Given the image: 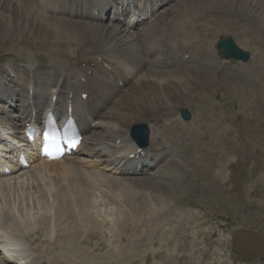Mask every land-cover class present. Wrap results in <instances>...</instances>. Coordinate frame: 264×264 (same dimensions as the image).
<instances>
[{"label":"rangeland","instance_id":"rangeland-1","mask_svg":"<svg viewBox=\"0 0 264 264\" xmlns=\"http://www.w3.org/2000/svg\"><path fill=\"white\" fill-rule=\"evenodd\" d=\"M187 1L174 0L167 5L162 13L171 8L177 14L160 16V23L154 29L162 35L172 34L175 40L181 34L203 38L192 45L188 53L179 54L202 85L198 93L192 92L178 105L179 123L173 121L174 115L165 111L143 114L128 102L117 109L115 98L95 119L104 127H97L95 134L85 135V139L113 140L117 136L114 126L120 117L123 125L127 121L131 124L144 122L155 125L159 131L160 125L166 127L173 123L171 135L162 128L163 143L157 137L151 143L160 146L162 152L167 148V153L172 154L171 162L169 157H163L144 174L116 175L120 177L119 183L111 180V173L103 168L107 163L103 161L97 163L98 166L83 163L71 170L61 165L52 167L49 174L45 169L39 177L31 176L25 184L11 189L6 187L3 192L5 203L0 200V206L15 208L17 212L13 217L18 220L38 221L41 215L55 209L48 205L41 192L57 191L63 186L74 190L83 188L82 181L77 178L80 168L90 179L100 183L91 188L93 210L98 214L105 213L107 220L120 222L115 229H110L109 222L87 228L70 225L67 230L71 235L62 241L70 243L69 247H55L53 240L42 236L43 230L34 229L37 232L26 239L32 246H37V252L55 256L57 253L85 254L87 260L93 258L90 264H107L101 260L109 264H264V29L255 22L249 21L251 25L248 21L232 20L220 9L196 10L195 2ZM195 13L198 15H193ZM185 20L187 29L181 24ZM168 22L170 26L166 27ZM143 27L133 30L143 32ZM227 36L249 51L247 63L221 59L215 47H210L212 41L215 45L217 40ZM141 42L144 46L148 44L145 38H141ZM207 42V47L199 49L200 43L206 45ZM24 43L25 47L22 43L14 51H8L6 41L0 39V69L7 65L25 72L29 61L33 67L41 69L49 68L55 59L60 58L59 68L66 62L65 57L58 56L57 49L48 45L28 48V44L34 43L32 39ZM213 60L219 63L220 80L217 83L212 82L215 68L205 71L207 62ZM1 79L7 83L9 75L5 72ZM119 87L123 89L121 85ZM0 104V111L3 109L9 114L20 111L18 108L12 112L7 103ZM182 107L191 114L187 121L179 115L178 110ZM77 156L93 160L91 164H95L97 158L82 153ZM137 192L161 193L163 201L148 202L149 199L138 196L136 204L133 195ZM149 204L160 213L154 216L135 214L130 220L116 214L119 209L148 212ZM65 224L63 222L62 227Z\"/></svg>","mask_w":264,"mask_h":264},{"label":"bare ground","instance_id":"bare-ground-1","mask_svg":"<svg viewBox=\"0 0 264 264\" xmlns=\"http://www.w3.org/2000/svg\"><path fill=\"white\" fill-rule=\"evenodd\" d=\"M172 1L174 0H121L119 5H113L110 0H0V39L6 41L8 51H14L19 45L22 46V43L25 47L24 42L32 39L34 43L28 44V48L48 45L51 49L59 51V57L66 58L62 68L57 66L61 62L58 57L59 59L49 64V69L32 68L28 63V72L7 65L0 71V103H7L12 112L20 108L16 114H9L3 109L0 111V141L2 150L6 152L0 154L5 156L1 159L3 166L0 168V200L3 203H5L3 192L6 187L11 189L13 186L25 184L31 180V176L39 177L45 169L49 174L52 167L55 169L64 165L71 170L81 167L83 163L98 166L97 163L103 161L107 163L103 168L111 173L109 175L111 180L119 183L120 177L116 175L144 174L156 165L158 159L163 157L171 159L172 154L167 153V150L165 153L157 150L158 145L151 143L156 137L163 143L162 136L165 134L162 128L170 133L173 130V123L166 127L160 125V131L154 128L155 125L149 126L150 146L137 151V147L128 137V131L134 123L127 121L128 123L123 125V118H118V124L114 126L117 136L113 140H99L88 136L86 137L88 139H83L78 153L87 157H97L95 164H91L94 163L93 160L78 156H66L58 161L47 162L38 156V151L33 145L27 147L19 143L20 147L17 148L10 144L7 136L11 130L14 137L21 138L20 127L31 121H38L46 108H53L55 112L64 114L68 107L73 111L83 135L95 134L97 127H104L102 123L95 121L97 115L107 103L115 101V98L117 109L121 108L124 102H128L129 106L143 114H159L165 111L166 114L174 115L173 121L179 123L178 105L189 98L192 92L198 93L202 87L199 79L195 78V73L186 67L187 63L179 56L188 53L191 46L203 38L201 35L185 37L181 34L180 38L175 40L172 34L162 35L155 32L154 29L160 23V16L175 14L176 10L171 8L162 13ZM193 1L196 10L220 9L232 20L255 22L264 29V0ZM108 8L113 11L112 16L107 15ZM190 19L193 20L192 15ZM169 24L170 22L166 27H169ZM181 24L185 28L186 20ZM141 25L144 26V31L136 33L133 29ZM164 36L169 39H164ZM141 38L148 40L146 46L142 45ZM198 46L199 49L207 47L208 42L206 45L200 43ZM211 46L214 49L213 41L210 43ZM238 46L243 48L240 44ZM212 68L216 70L213 71L216 73L212 82L217 83L220 80L219 63L214 60L207 62L205 71H212ZM2 71L9 75L7 83L1 79ZM119 82H122L123 89L119 87ZM83 94H86L85 98H82ZM19 150L29 155V167L24 168L18 164L16 152ZM102 156L106 157L102 159ZM5 168H9L10 173H6ZM77 170V178L82 181L83 188L74 190L63 186L64 188L57 191L41 192L40 195L46 199L48 205L55 209L41 215L38 221L18 220L13 217L17 212L15 208L0 206V264L93 262V258L87 260L85 254L61 255L62 253L57 251L55 256L37 252V246L35 244L32 246L26 239L37 232L33 231L34 229L40 228V232L43 230L42 236L53 240L55 247L68 246L70 243L62 241H66L67 236L71 235L70 230H67L70 225L87 228L109 222L112 226L109 228L115 229L120 223L107 220L105 213L98 214L93 210L90 203L91 188L100 186V183L90 179L85 170L80 168ZM122 185L128 187L126 183ZM138 196L149 199L148 202L163 201L161 193L137 192L133 195V201L136 202ZM149 208L148 212L119 209L116 214L119 217L125 215L124 218L128 217L130 220L135 214L154 216L160 211L150 204ZM63 222H66L65 227L68 228L62 227ZM101 261L110 263L106 260Z\"/></svg>","mask_w":264,"mask_h":264},{"label":"water","instance_id":"water-1","mask_svg":"<svg viewBox=\"0 0 264 264\" xmlns=\"http://www.w3.org/2000/svg\"><path fill=\"white\" fill-rule=\"evenodd\" d=\"M219 48L221 49L225 57H232L235 59L246 60L248 54L241 51L233 42L231 38H227L225 41L219 42ZM183 119H188L190 117L186 109L182 110ZM147 129L143 125H135L131 130V136L136 140L137 144L142 146L147 143Z\"/></svg>","mask_w":264,"mask_h":264}]
</instances>
